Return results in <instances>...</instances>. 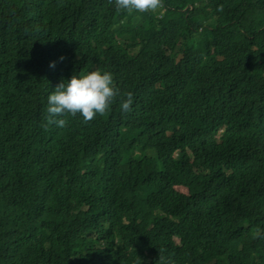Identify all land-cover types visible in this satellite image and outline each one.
Here are the masks:
<instances>
[{"label":"trees","instance_id":"obj_1","mask_svg":"<svg viewBox=\"0 0 264 264\" xmlns=\"http://www.w3.org/2000/svg\"><path fill=\"white\" fill-rule=\"evenodd\" d=\"M162 3L0 0V264H264V0ZM96 70L109 110L45 130Z\"/></svg>","mask_w":264,"mask_h":264},{"label":"clouds","instance_id":"obj_2","mask_svg":"<svg viewBox=\"0 0 264 264\" xmlns=\"http://www.w3.org/2000/svg\"><path fill=\"white\" fill-rule=\"evenodd\" d=\"M109 3H112V0H109ZM115 5L118 10H126L128 14L155 12L164 7L162 0H115ZM117 95L119 90L115 87L110 72L96 70L86 74H74L70 80L59 83L48 95L46 123L43 127L47 130L48 125L55 124L64 128L68 121L62 117H76L77 114H80L85 122L92 121L97 114L103 116L109 110ZM133 102V94L127 93L120 104L121 111L130 112ZM157 264H172V261L159 253Z\"/></svg>","mask_w":264,"mask_h":264},{"label":"rangeland","instance_id":"obj_3","mask_svg":"<svg viewBox=\"0 0 264 264\" xmlns=\"http://www.w3.org/2000/svg\"><path fill=\"white\" fill-rule=\"evenodd\" d=\"M180 191H182V192H185V190L184 189H182V188H178Z\"/></svg>","mask_w":264,"mask_h":264}]
</instances>
